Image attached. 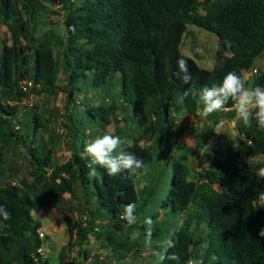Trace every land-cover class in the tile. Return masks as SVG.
<instances>
[{
	"label": "trees",
	"instance_id": "obj_1",
	"mask_svg": "<svg viewBox=\"0 0 264 264\" xmlns=\"http://www.w3.org/2000/svg\"><path fill=\"white\" fill-rule=\"evenodd\" d=\"M55 7L63 11L65 37L40 40L37 22L45 14H57ZM0 25L9 28L12 40L11 45L0 48V206L11 214L9 220L0 216V264H49L38 254L44 245L39 236L42 224L32 214L61 209L63 196L75 195L79 185L85 203L78 210L87 225L70 224L68 230L71 237L77 235L80 245L91 235L105 236L104 248L111 247L124 263L144 246V233L135 241L127 236L139 226V217L156 192L163 190L160 207L180 214L182 222L172 237L175 247L168 250L179 259L157 264H188L189 260L264 264V237L259 236L264 229V202L259 200L264 184L249 163L264 155V130L255 119L248 126H237L243 138L238 147L228 148L226 154L214 146L209 148L205 156L210 168L193 178L187 162L195 150L182 141L185 131L177 123L180 113L198 117L203 110L198 98L189 96L180 102L187 88L219 85L230 71L244 78L248 86L246 72L264 54V0H0ZM188 25L218 38V64L213 70L182 54ZM179 58L188 61L192 76L188 85L175 75ZM62 73L67 79L64 89L58 84ZM23 82L35 90L40 85L39 93L44 95L57 96L63 90L70 102H76L81 91L102 94L100 105L85 99L83 108L75 104L66 115L72 149L66 163L55 160V137L51 136L49 147L39 144L38 129L47 133L43 121L49 119L33 111L20 118L18 105L10 104L28 96L21 89ZM255 85L264 87V72L258 73ZM232 104L230 100L226 108L231 109ZM119 108L131 112L142 130L158 137L162 150L158 155L166 163L155 167L153 148L143 147L138 136H132L129 144L125 141L129 134L119 129L114 135L124 140L123 150L135 154L144 167L109 176L97 166L96 177L89 179L87 160L80 155L86 139L97 133L101 136L113 122L119 123ZM226 112L209 114L208 122L213 127L220 125L227 120ZM213 136L210 127L204 142L208 144ZM19 147L24 148L32 181L15 172L19 185H13L8 181L6 156L9 149L17 152ZM148 166L152 170L150 176L145 174L147 184L138 189V174ZM169 167V178L159 180V169L166 175ZM161 182L163 186L157 189ZM128 203L136 205L137 220L131 228H125L126 221L120 219ZM201 223L205 224L204 234L197 237ZM60 263L81 264L68 261L66 247Z\"/></svg>",
	"mask_w": 264,
	"mask_h": 264
},
{
	"label": "rangeland",
	"instance_id": "obj_2",
	"mask_svg": "<svg viewBox=\"0 0 264 264\" xmlns=\"http://www.w3.org/2000/svg\"><path fill=\"white\" fill-rule=\"evenodd\" d=\"M57 14L49 13L42 16L37 22V37L42 40L45 36H58L65 37L66 27L64 24V14L59 7H55ZM203 13L202 11H200ZM11 33L9 28L5 25H0V48L4 45H11ZM22 44H25V40L22 39ZM219 50L218 38L202 28L195 25H188L187 32L185 33L181 45V52L183 55L194 59L199 66L202 68L213 70L218 64L217 52ZM257 70L258 73L264 72V54L255 62L253 70ZM254 73V75H258ZM58 84L62 89L67 86V79L63 75H60ZM21 89L28 96L22 100L10 101V104L18 105V117L22 118L29 111H33L37 114H44L49 121L44 120V126L47 129V133L44 128H39L40 130V145L50 146L49 140L55 137L56 145L54 148V157L60 164L66 163L72 156V149L70 145V133L67 129L66 115L73 110L75 104L83 108L81 103L83 100H87L92 105H100L102 103L103 97L99 92L91 91L89 93H84L81 91L76 94V102H70L68 94L63 90H60L58 95H44L40 94V85L36 86V90L27 83H21ZM32 89V90H31ZM117 90H115L116 94ZM110 95V93H109ZM115 103L120 105V101L115 97ZM226 108V106H225ZM227 109V108H226ZM224 111V110H221ZM202 110H199L198 117L186 114L184 112L180 113L178 116V127L185 131L182 136V141L187 145H190L195 150V155H192L187 165L191 170L192 177H197L198 173L201 171L208 170L210 165L206 159L205 152L212 146L215 149L221 151L223 154L227 153L228 148L236 149L243 139L238 130L237 126L244 125L243 122L238 121L236 125L227 119L221 122L220 125L213 127L212 123L208 122V118L201 119L200 117ZM131 112L125 109L119 108L117 111L116 119L119 123L113 122L112 125L108 126L104 132H110L112 134L117 133L120 129L126 136L125 141L129 144L132 143V136H138L141 139V145L143 147H151L153 151L156 152L155 167L163 166L166 161L160 158L158 153L160 151V144L158 142V137L150 133L145 132L141 128V123L136 122L131 118ZM129 117V121L125 122L124 119ZM16 129L19 127L16 125ZM213 129L214 136L208 141V144L204 142V139L208 135V128ZM101 131L100 133H102ZM100 136L99 133L94 134L93 137L87 138L86 142L95 139ZM23 147H19L17 152L9 149L6 156V166L8 167L9 179L8 181L13 183V185H19V180L14 175L15 172L18 173L19 178L28 177L27 174V158ZM205 156L206 163L200 169L199 164L202 158ZM250 166L253 169H258L264 166V155L257 156L250 160ZM16 171H14V170ZM151 166L146 167L143 171L139 172V178L141 179L138 183V189H142L147 184L144 180L145 174L150 176ZM7 171V170H6ZM158 179L163 180L169 178L171 174V167H169L166 175H163L162 168L159 169ZM12 172V173H11ZM16 177V178H15ZM29 181H32L29 178ZM169 183V181L167 180ZM264 184V181H260ZM163 186L158 185V188ZM165 193L163 190H158L149 204L145 207L143 214L139 217L138 229L141 233H144L147 225L144 223L145 217H151L154 221L153 228V246L151 249H146L144 246L139 247V252L135 251L132 255L128 257L126 261L120 262L115 257V254L111 247L104 248L105 236L98 237L94 234L89 237V240L80 245L81 241L74 234L73 237L69 233V225L80 224L85 225V218L80 213L78 209H81L85 203V196L83 194V189L79 185L76 188L75 195L71 196L66 194L63 196V204L61 209L52 210H39L33 212V217L40 221L42 228L40 229V238L44 240L43 253L45 258L48 259L49 264H61L60 263V253L64 247H66L67 258L69 262L79 260L81 264H157L159 261L158 253L162 251L161 244L162 241L169 237V234L176 230L182 222V217L178 213H173L171 209H162L160 203L163 201ZM258 206L261 203H257ZM156 215L155 218L152 216ZM185 216H183L184 219ZM87 222V221H86ZM99 224L97 222L95 225ZM108 230H112V227H108ZM205 224L201 223L197 230L196 236L200 237L204 234ZM123 238L126 234L121 235ZM129 237L130 241H134ZM142 237V236H141ZM140 240V239H139ZM143 240V238H142ZM87 253L88 257L84 254Z\"/></svg>",
	"mask_w": 264,
	"mask_h": 264
},
{
	"label": "clouds",
	"instance_id": "obj_3",
	"mask_svg": "<svg viewBox=\"0 0 264 264\" xmlns=\"http://www.w3.org/2000/svg\"><path fill=\"white\" fill-rule=\"evenodd\" d=\"M177 72L175 75L182 81L183 84L188 85L192 76L189 71L188 61L184 58L177 60ZM245 79L236 72H228L219 85L211 87L204 86L200 89L193 87L187 88L179 100L182 103L186 98H198L203 104L202 117H207L217 111H234L235 116L232 119L233 125L238 121L243 122L245 126L250 124L252 119H255L257 127L264 130V87L259 85L245 86ZM233 104L231 109H226L225 106L229 101ZM124 140L119 135H114L106 132L101 136L87 142L84 146L83 152L80 154L82 159L87 160L86 167L90 169L89 179L96 177L97 166L104 168L109 176H116L125 170H139L144 167V163L135 154L123 150L122 145ZM119 149V151H117ZM254 174L258 181H264V166L254 170ZM259 200L264 202V193L259 195ZM135 203H128L124 207V212L120 219L126 221L125 228H131L137 220L135 215ZM0 216L4 220L11 219V214L6 208L0 206ZM144 223L147 227L144 230L143 243L146 249H151L153 246V228L154 221L151 217H145ZM175 230L169 234V237L164 239L161 244L162 251L159 252L158 259L177 260L179 259L175 253H168L169 249L175 247L174 236ZM259 236L264 237V229L259 231ZM130 238L132 240H139L141 232L135 229L131 232ZM188 264H200L199 261L189 260Z\"/></svg>",
	"mask_w": 264,
	"mask_h": 264
},
{
	"label": "water",
	"instance_id": "obj_4",
	"mask_svg": "<svg viewBox=\"0 0 264 264\" xmlns=\"http://www.w3.org/2000/svg\"><path fill=\"white\" fill-rule=\"evenodd\" d=\"M249 83H251L252 85H255V83H256V76L255 75H251L249 77ZM234 116H235L234 111L233 112L232 111H227L225 113V118L229 119L231 122H232V119L234 118ZM200 118L201 119H206V117H200ZM205 163H206V160H205V156H204L202 158V161L199 164V168L201 169L205 165Z\"/></svg>",
	"mask_w": 264,
	"mask_h": 264
},
{
	"label": "built area",
	"instance_id": "obj_5",
	"mask_svg": "<svg viewBox=\"0 0 264 264\" xmlns=\"http://www.w3.org/2000/svg\"><path fill=\"white\" fill-rule=\"evenodd\" d=\"M201 1H203V0H201ZM254 73L256 74V73H258V71L257 70H250V71H248V72H246V78L249 80V77L251 76V75H254ZM256 76V75H255ZM24 84H27V82H23ZM31 85V84H30ZM86 218H85V225H86ZM44 251H43V248H41V249H39L38 250V254L41 256V258L43 259V260H45V259H47V258H45V256H44V253H43ZM36 261V260H35Z\"/></svg>",
	"mask_w": 264,
	"mask_h": 264
}]
</instances>
